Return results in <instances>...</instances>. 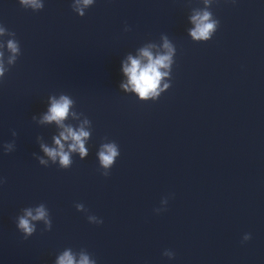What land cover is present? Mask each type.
<instances>
[{"label":"clouds","instance_id":"9594fccd","mask_svg":"<svg viewBox=\"0 0 264 264\" xmlns=\"http://www.w3.org/2000/svg\"><path fill=\"white\" fill-rule=\"evenodd\" d=\"M95 0H73L71 4L72 10L80 17L85 15L86 9L94 4ZM19 3L25 9H31L33 11H40L44 7L43 0H19ZM213 0H204L205 5H210ZM191 22L195 25L190 29V36L196 41H209L219 27V20L214 18L213 13L205 8L203 10L196 11L194 15L190 17ZM5 35L11 36L12 39L7 41V50L11 55L7 58V66L5 64L4 51L0 50V80H2L9 68L13 66L21 54L20 44L15 38V33L7 30L3 25H0V37ZM164 47L168 49V53L165 55H158L153 58L152 53L148 48L141 50V56L147 58V63L142 65L141 61L131 56L128 57L130 64L124 65L123 71L129 76V84L134 85L133 90L137 92L141 99H146L151 96L153 99L159 96V92L156 89L159 86L162 73L159 71L162 67H168L171 63L173 49L165 37ZM166 75V73L164 74ZM121 87L127 90L126 85ZM168 85H165L167 88ZM73 101L67 95H61L59 99L54 96L51 97V106L48 109V113L45 114L40 121L41 123L55 121L57 124L62 125V121L68 116L69 108ZM35 119V117H33ZM13 136L16 133L13 131ZM88 136V132L81 129L79 132L73 131L72 128H66L65 132L60 134L63 140H72L73 143L69 145V151L64 150V145L61 143V138H54L57 147L49 148L45 145H41L45 154L55 162L57 158L63 168H67L71 163L70 152H79L81 159L88 155V149L84 146V139ZM5 153L14 151L15 144L5 143ZM100 164L104 169H111L118 156L120 155L119 148L115 142L103 144L101 151L98 153ZM40 164H47L42 158H39ZM110 174V171L102 173L105 177ZM168 198L165 197L161 200L162 207L155 209L156 213L166 211V205ZM77 210H83V204H76ZM88 221L94 224H102L103 220L97 218L95 215H89ZM35 221H43L45 224V231H50L52 227V221L49 216L48 210L41 204L38 207H27L22 210V214L16 217V227L23 233L24 238L32 236L36 231ZM251 239V234L246 233L243 236L242 242H246ZM163 255L169 259H173L175 253L171 250H165ZM54 264H97L95 258L87 252L86 249H81L79 252H74L71 248L63 250L59 253L55 259Z\"/></svg>","mask_w":264,"mask_h":264}]
</instances>
